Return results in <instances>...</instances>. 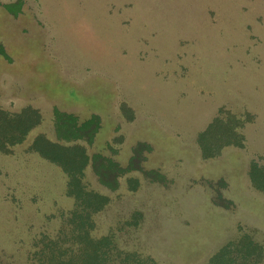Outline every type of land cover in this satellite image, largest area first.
Returning a JSON list of instances; mask_svg holds the SVG:
<instances>
[{
    "label": "rangeland",
    "instance_id": "obj_1",
    "mask_svg": "<svg viewBox=\"0 0 264 264\" xmlns=\"http://www.w3.org/2000/svg\"><path fill=\"white\" fill-rule=\"evenodd\" d=\"M26 108L40 122L0 151V264H48L76 207L40 135L119 166L112 188L91 162L82 175L108 198L93 237L155 264H208L244 235L264 246L250 176L264 169V0H0V110ZM58 114L97 116L98 132L67 142ZM227 114L243 145L203 158L198 135Z\"/></svg>",
    "mask_w": 264,
    "mask_h": 264
},
{
    "label": "trees",
    "instance_id": "obj_2",
    "mask_svg": "<svg viewBox=\"0 0 264 264\" xmlns=\"http://www.w3.org/2000/svg\"><path fill=\"white\" fill-rule=\"evenodd\" d=\"M40 122L39 113L26 108L20 113L10 114L0 110V151L9 152L10 147L21 143L28 132ZM99 119H91L78 124L72 116L56 115V128L59 137L65 141L86 140L91 142L98 132ZM241 121L233 114L225 118L216 117L198 135V144L203 158L218 155L222 148L230 145L242 146L244 137L239 132ZM32 148L43 158L60 166L68 177L67 193L75 199L76 207L58 233L49 241L52 244L48 264H155L152 257L142 256L119 248L112 235L99 238L91 235L94 228L92 215L108 203V198L100 193L88 191L81 184L84 170L91 162L100 181L111 188L118 184L119 166L112 160L99 155L90 159L85 148L79 143L60 144L44 136H37ZM91 160V161H90ZM250 176L257 188H264V169L252 164ZM264 246L249 235L223 246L214 254L208 264H261Z\"/></svg>",
    "mask_w": 264,
    "mask_h": 264
},
{
    "label": "crops",
    "instance_id": "obj_3",
    "mask_svg": "<svg viewBox=\"0 0 264 264\" xmlns=\"http://www.w3.org/2000/svg\"><path fill=\"white\" fill-rule=\"evenodd\" d=\"M58 166V165H57ZM57 166L55 165V164H53L52 163V171H54L55 172V169L57 168ZM64 172V171H63ZM65 174V173H64ZM65 176H66V174H65ZM67 177V176H66ZM61 178H62V181H64V177H63V175L61 176ZM67 179V178H66ZM62 184H64V182L62 183ZM62 190H63V193H64V190H65V187L64 188H62Z\"/></svg>",
    "mask_w": 264,
    "mask_h": 264
}]
</instances>
